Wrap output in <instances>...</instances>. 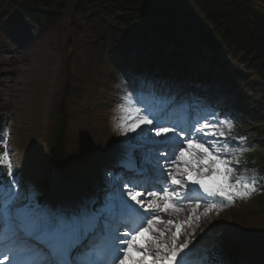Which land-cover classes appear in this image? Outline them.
I'll return each mask as SVG.
<instances>
[{"label": "snow or ice", "instance_id": "snow-or-ice-1", "mask_svg": "<svg viewBox=\"0 0 264 264\" xmlns=\"http://www.w3.org/2000/svg\"><path fill=\"white\" fill-rule=\"evenodd\" d=\"M125 100L129 104L137 102L131 96ZM120 111L124 115L118 127L123 134L136 133L138 146L167 149L146 151L141 168L131 158L122 162L138 176L150 174L154 182L116 178L119 187L107 198L104 209L93 213L81 208L66 214L17 191L13 162L8 151H3L0 172L5 167L7 171L0 175V264H185L190 242L177 246L182 227L177 224L169 248V241L163 239L169 230L158 227L163 214L170 209L179 211L177 204L193 199L192 193H198V206L200 199L219 196L231 203L256 190L254 176L235 174L233 163L240 161L227 158V145L218 147L217 141L209 139L225 136L222 129L217 131L218 124H225L231 131L230 120L211 123L205 117L203 122L196 120L185 126L148 107L122 104ZM208 166L213 169L211 177L202 175ZM149 187L159 190L148 191ZM215 207L210 204L205 211ZM172 223L169 218L168 224ZM121 224L125 228L122 234L114 227ZM29 239L44 245L47 251L30 244ZM205 264L217 262L210 257Z\"/></svg>", "mask_w": 264, "mask_h": 264}, {"label": "rangeland", "instance_id": "rangeland-1", "mask_svg": "<svg viewBox=\"0 0 264 264\" xmlns=\"http://www.w3.org/2000/svg\"><path fill=\"white\" fill-rule=\"evenodd\" d=\"M157 2L160 4L159 1ZM250 4L263 8L264 0H250ZM176 11L178 12L180 9ZM10 14L7 11V5L0 4V40L7 47V50H4L0 41V84L2 96L5 99L0 103V110L3 109L2 114H5V121H7L6 133L9 135L7 144L13 145L12 147L7 146L13 151L12 153L9 152V156L19 170L23 168V162L26 160L27 144L24 137L28 120L32 118V123L37 125L38 121L35 120L34 111L43 106L42 118L35 134L38 133V136L44 134L45 123L48 114L51 112L55 87H57L54 83L60 76L61 66L65 58H77L76 73L71 72V74L91 89L95 87L94 80L99 79L98 74L92 71L94 70V60L97 58L98 46L103 43V34L108 36L109 43L116 46V49H112V51L119 52L124 47L121 48V43L115 44L121 41L117 37L121 38L119 35L122 32L116 22L109 18L102 24L99 20L94 19L95 11L89 17L82 16L72 9L70 12L68 10L63 11L61 18L49 22L47 28L41 31L27 19L15 22L14 18H9ZM5 19L8 21H4ZM121 28H126V26ZM14 49L18 54H21V57L13 54ZM120 55L125 56L129 61L139 57V54L134 50L121 52ZM12 58L20 59L14 60ZM120 73L123 75V71ZM116 75L119 76L120 74L117 73ZM48 86L51 88L48 89ZM59 87H63V78L59 80ZM68 88H72L71 91L74 92L75 89H80L81 85L73 80ZM197 90L199 89L197 88ZM91 98L96 100L93 96ZM98 101L100 104H108L112 102V97L105 95L98 98ZM241 120V130L250 136L249 140L254 139V127L249 124L245 116ZM66 123L68 122L66 121ZM245 125H247L246 128ZM102 130L104 131V129ZM106 132L104 131L105 134ZM108 143H104L103 147ZM255 154H259L257 160L264 159V150H257ZM230 160H233L232 157ZM233 167L234 169L238 168L235 163H233ZM74 168L75 166L72 171ZM40 171L43 176L47 167L43 166ZM80 173L79 171V177L82 178ZM263 199L264 197L257 199L250 197L244 210H235L231 206L233 203L228 202L229 205L226 208L211 210L197 220L189 221L185 228L194 232L195 229H198L197 226H201L203 222L206 225L211 224L213 218V220L221 223L222 229L229 231L226 233L228 236L240 237L241 241L254 240L257 236H262L264 232L262 231L264 228V211L258 205H263ZM215 229H218L217 226L213 227L211 231ZM205 231H197V235L210 237V231ZM259 261L256 260L253 263H260Z\"/></svg>", "mask_w": 264, "mask_h": 264}, {"label": "trees", "instance_id": "trees-1", "mask_svg": "<svg viewBox=\"0 0 264 264\" xmlns=\"http://www.w3.org/2000/svg\"><path fill=\"white\" fill-rule=\"evenodd\" d=\"M93 1L95 4L88 0H0V4L7 3V11L13 15H25L39 22L57 21L63 11L71 9L88 17L95 11L94 19L102 24L104 20L100 19L105 16L113 19L119 29L135 25L136 29L130 33L137 38L135 41L142 42L145 47L153 46L161 53L157 44L149 42L164 39L179 44L169 31L172 23L198 29L196 36L200 43L237 59L253 79L261 78L264 82V7L258 8L250 4V0ZM106 43L113 44L108 39ZM157 55L151 54L149 58H158ZM159 58L166 56L162 54Z\"/></svg>", "mask_w": 264, "mask_h": 264}, {"label": "bare ground", "instance_id": "bare-ground-1", "mask_svg": "<svg viewBox=\"0 0 264 264\" xmlns=\"http://www.w3.org/2000/svg\"><path fill=\"white\" fill-rule=\"evenodd\" d=\"M88 3H90V4L94 3V1L88 0ZM0 41L2 42V40H0ZM2 47L4 48V50H7V47L3 44V42H2ZM13 54L18 56V57H21V54H18V52H16L15 49L13 50ZM212 94H213V96H208L206 99V103H207V105L205 107L206 109L203 108V110H202L199 108H197V109L192 108L195 105L194 100H190L185 104L186 106L191 107L190 112L192 113V116H193V117L191 116L192 117L191 123H194L196 120H200L201 122H203V119L205 117L211 123H214L217 121H224V115H220L218 118H216V121H214L210 117V114H207V113H213L214 111L216 112V108H222L223 113L227 112V110L223 106V102L219 98H217V95H215L216 93H212ZM163 115H165V114H163ZM232 124H233V128L231 131H229L227 129L226 125L224 127H221L218 125V127H217V131L222 129L225 132V135H232L231 141L235 140V137L236 138L241 137L240 130L237 126H235V122H232ZM120 135H122V134H120ZM212 140L217 141L218 147H223L225 144H227V140L225 139V137H219V136L218 137H212ZM146 147H150V145L143 146V147H136V148L145 150ZM165 151H167V149H165ZM112 155L117 156V154H112ZM105 163H107V164H105V166H103V171L100 174H104L107 176L106 177L102 176L101 177L102 181H99V183L97 181L92 190L88 189V191L86 192V189L81 186L80 179L79 180H73V183L70 184L68 187L66 186L64 188H58V186L56 185L54 187V189H52V191H51V198H54V201L50 202V207L52 208V210H57V211L64 210L66 205H69L67 203H71L70 200L80 198L84 195L85 196L82 198H85L86 202L89 205H92V203L97 205V204L101 203L104 199H105V202L107 203V198L116 190V188L119 187V185L116 183V178H120V176H119V169L116 168L114 166V164H112V163H117V162L109 161V162H105ZM145 179H147L149 182H154V180L151 178L150 174L145 175V178L143 180H145ZM93 190H94V192L92 193ZM88 193H90V195H87ZM89 196H91V197H89ZM182 201L183 202H179L177 204L179 211H173L170 209L167 213L163 214L162 220L160 222V226L162 228H167V225H169L167 229L169 230L170 233H176V231H177L176 225L177 224L182 225V224H184V222L188 223L190 221L189 219H191L194 216L201 214L202 212H204L208 208L207 206L204 207L200 203H198V206H197V202H187V200H182ZM185 202H187V203H185ZM105 215H107V213ZM169 218L173 219L172 224H168ZM101 222L103 223V220H101ZM121 225H115L114 227H120ZM191 233H192V231L187 230L185 228V225H182V227L180 229V234L178 237L182 238V240H185L186 238H188L189 241L193 244L195 242V238H194L195 235H193ZM170 239H171V237L168 236L167 239H164V240L169 241ZM178 243H179V241L177 240L176 244H178ZM192 263H194V261H192Z\"/></svg>", "mask_w": 264, "mask_h": 264}]
</instances>
